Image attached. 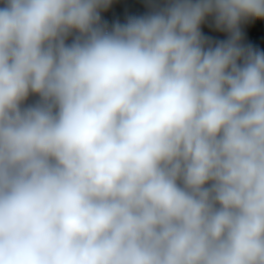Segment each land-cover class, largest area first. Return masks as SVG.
Segmentation results:
<instances>
[{
  "label": "clouds",
  "instance_id": "9594fccd",
  "mask_svg": "<svg viewBox=\"0 0 264 264\" xmlns=\"http://www.w3.org/2000/svg\"><path fill=\"white\" fill-rule=\"evenodd\" d=\"M113 3L0 0V264H264V0Z\"/></svg>",
  "mask_w": 264,
  "mask_h": 264
},
{
  "label": "built area",
  "instance_id": "2783aa9c",
  "mask_svg": "<svg viewBox=\"0 0 264 264\" xmlns=\"http://www.w3.org/2000/svg\"><path fill=\"white\" fill-rule=\"evenodd\" d=\"M150 4H135L131 6V10L141 12V14H145L148 11H150ZM256 28L257 34H259L262 30H264V22H258V21H249L248 23H245L242 26V30L244 32V42L246 44H252L253 47L264 51L263 46L260 44V38H254L252 36V29ZM203 31L205 34L209 37H211L213 40H223L226 39V34L217 32L214 28L210 27L209 24H206L203 26Z\"/></svg>",
  "mask_w": 264,
  "mask_h": 264
},
{
  "label": "rangeland",
  "instance_id": "374dc122",
  "mask_svg": "<svg viewBox=\"0 0 264 264\" xmlns=\"http://www.w3.org/2000/svg\"><path fill=\"white\" fill-rule=\"evenodd\" d=\"M135 4H145L144 0H114L113 5L106 12L102 13L103 19L109 24L116 22L124 23L130 16L142 15L141 12L131 10ZM260 44L264 46L262 38Z\"/></svg>",
  "mask_w": 264,
  "mask_h": 264
},
{
  "label": "trees",
  "instance_id": "16d2710c",
  "mask_svg": "<svg viewBox=\"0 0 264 264\" xmlns=\"http://www.w3.org/2000/svg\"><path fill=\"white\" fill-rule=\"evenodd\" d=\"M144 3L145 4H150V0H144ZM112 6H114V5H112ZM111 8H114V7H111ZM262 31H264V30H262ZM262 42L264 44V38H262ZM263 48H264V46H263Z\"/></svg>",
  "mask_w": 264,
  "mask_h": 264
}]
</instances>
